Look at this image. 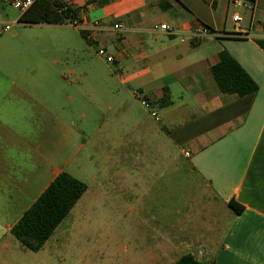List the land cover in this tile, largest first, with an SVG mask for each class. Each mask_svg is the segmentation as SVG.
<instances>
[{"label": "crops", "instance_id": "obj_1", "mask_svg": "<svg viewBox=\"0 0 264 264\" xmlns=\"http://www.w3.org/2000/svg\"><path fill=\"white\" fill-rule=\"evenodd\" d=\"M55 2L59 12L76 15L77 27L20 23L21 14L8 15L11 7L0 0V23L12 26L0 37V61H5L0 62V253L7 249L11 228L49 184L61 173L70 174L88 143L101 144L99 124L90 134L77 127L75 120L83 126L85 116L72 112V95H37L32 89L36 82L29 81L35 68L23 71L17 65V73L7 62L20 44L33 50L26 41L34 34L29 29L63 27L87 44L80 35L85 31L89 51L103 49L112 57L106 71L125 97L116 114L127 117L123 102L141 106L134 91L147 102L151 128L134 130L125 124L114 135L109 131V150L123 147L125 154H107L106 162L127 166L131 152L138 151L170 150V164L181 157L187 164L182 168L205 185L228 218L218 244L208 245L200 257L193 255L213 264H264V52L256 44L264 40V0H243V8L232 0ZM234 14L241 18L239 30ZM114 25L122 29L113 30ZM202 29L209 34L196 35ZM221 51L256 84L255 94L239 98L220 92L210 68ZM63 82L75 85L79 99H85L82 77ZM165 92L169 104L160 107ZM230 200L242 208L239 215L227 207Z\"/></svg>", "mask_w": 264, "mask_h": 264}, {"label": "rangeland", "instance_id": "obj_2", "mask_svg": "<svg viewBox=\"0 0 264 264\" xmlns=\"http://www.w3.org/2000/svg\"><path fill=\"white\" fill-rule=\"evenodd\" d=\"M7 12L16 14L11 8ZM29 31L34 34L26 41L33 50L20 44L7 62L17 73V65L23 71L35 68L29 81L36 82L32 89L37 95H72V112L85 116L83 126L75 120L77 127L90 134L99 124L102 138L99 147L88 143L69 167L66 174L86 189L42 249L30 252L7 236L0 264H174L183 253L200 257L202 250L209 251L208 245L218 244L228 218L205 185L182 168L187 164L181 157L170 164V150L138 151L131 152L127 166L106 162L107 154H125L123 147L109 150V131L113 134L126 125L151 128L153 121L146 106L129 101L123 102L127 117L116 114L115 107L125 97L106 71L104 57L89 51L72 29ZM76 77H82L85 99H79L75 85L63 82Z\"/></svg>", "mask_w": 264, "mask_h": 264}, {"label": "trees", "instance_id": "obj_3", "mask_svg": "<svg viewBox=\"0 0 264 264\" xmlns=\"http://www.w3.org/2000/svg\"><path fill=\"white\" fill-rule=\"evenodd\" d=\"M72 20H76V15L70 10L59 12L57 2L37 0L21 14L19 22L28 25H64ZM80 35L87 44H90L85 31H80ZM256 44L264 52V40H256ZM210 72L222 94L242 98L255 94L258 90L256 84L226 51L219 52L218 62L210 68ZM167 99L168 95L165 92L164 98L159 102L160 107L169 104ZM85 189L84 184L66 173L59 174L11 228V235L22 247L37 253L67 217ZM227 207L235 215L242 212V208L233 200L227 203ZM174 264H213V262L199 261L192 253L187 252L179 255Z\"/></svg>", "mask_w": 264, "mask_h": 264}, {"label": "built area", "instance_id": "obj_4", "mask_svg": "<svg viewBox=\"0 0 264 264\" xmlns=\"http://www.w3.org/2000/svg\"><path fill=\"white\" fill-rule=\"evenodd\" d=\"M6 5L10 6L13 8L15 11H17L20 14L25 13L37 0H2ZM55 1V0H52ZM232 5L236 8H243L244 7V2L243 0H232ZM232 21L235 24V28L239 30V24L241 23V18L237 15L234 14L232 16ZM68 25L77 27L78 21L77 20H72L67 22ZM11 25L10 24H3L0 23V37L8 32L11 31ZM113 30H121L122 27L120 25H114L112 26ZM160 30L162 31H167L166 26H160ZM208 35L209 31L206 29L200 30L196 35ZM181 42L183 41L182 39L180 40ZM96 54L99 57H104L106 63H112V57L107 55L106 52L103 49H98L96 51ZM134 98L140 101L141 106H146L147 102L143 99L142 95L138 91L133 92ZM150 116L155 120L158 121L156 114L154 112L150 113Z\"/></svg>", "mask_w": 264, "mask_h": 264}]
</instances>
